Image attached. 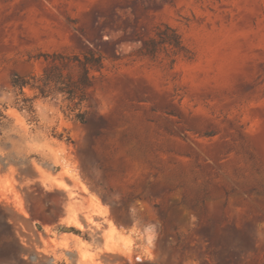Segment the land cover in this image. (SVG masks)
Segmentation results:
<instances>
[{"label":"rangeland","instance_id":"obj_1","mask_svg":"<svg viewBox=\"0 0 264 264\" xmlns=\"http://www.w3.org/2000/svg\"><path fill=\"white\" fill-rule=\"evenodd\" d=\"M0 207V264H264V0H0Z\"/></svg>","mask_w":264,"mask_h":264},{"label":"trees","instance_id":"obj_2","mask_svg":"<svg viewBox=\"0 0 264 264\" xmlns=\"http://www.w3.org/2000/svg\"><path fill=\"white\" fill-rule=\"evenodd\" d=\"M165 31H170L172 35L170 37H160L162 35V32L159 33V38H161L159 41H156L154 39L150 40L149 43L155 44V43H161V44H169V45H174L178 46L179 45V37L176 35V33L169 27H165ZM73 62H77L78 67L81 69V75L78 80L74 81L71 79V77L68 75L66 78L68 79L67 83L65 84L66 87L63 89H58L61 90V92H66L68 93L71 97L74 96V94H77V91L82 92L83 89H85L87 86H89L90 83V77H89V71L92 69H99L101 67V61L102 58L98 55H95L92 52H89L85 55H83V59H80L78 57L73 58ZM53 73V75H48L44 73V77L42 78V81L45 84L49 83H54L58 84L62 81V75L59 71ZM12 86L14 88H19L21 91L23 88L30 86L31 88H36L38 89L41 93L43 92V89L40 88L39 86L34 87V85H29L28 82L23 81L21 79H18L17 77L12 79ZM84 123V121H82ZM2 212V213H1ZM5 213H3L1 207H0V216H4ZM9 225V222L6 221L4 224H0V234L2 232L3 226L7 227Z\"/></svg>","mask_w":264,"mask_h":264}]
</instances>
